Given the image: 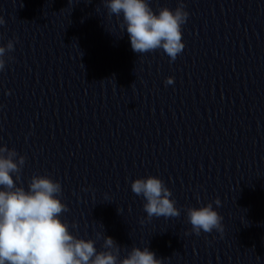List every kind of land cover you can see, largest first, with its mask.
I'll return each mask as SVG.
<instances>
[{
    "label": "clouds",
    "instance_id": "1",
    "mask_svg": "<svg viewBox=\"0 0 264 264\" xmlns=\"http://www.w3.org/2000/svg\"><path fill=\"white\" fill-rule=\"evenodd\" d=\"M102 2L108 16L117 18L121 31L126 29L133 52L145 54L162 50L170 63L183 52L182 26L189 17L184 0H178L175 9L161 7L156 11L149 0ZM5 24L4 17L0 16V26ZM14 43L10 39L6 45L0 46V72L5 69V56L14 51ZM12 59L9 55L8 60ZM173 83L174 77L166 78L165 85ZM25 162L26 157L15 149L0 146V264H164V260L157 258L148 247L133 246L121 258L122 247L104 232L96 233L97 239H103L99 251L96 240L72 234L69 224L61 219L69 209L60 199V182L49 175H33L25 189L19 183ZM131 191L146 201L143 210L147 220L180 216L171 190L160 178H137L131 183ZM214 203L221 206L219 198ZM186 216L191 225L186 235L194 233L199 236L201 232L211 233L213 230L220 234L224 232L223 217L213 208V203L188 207Z\"/></svg>",
    "mask_w": 264,
    "mask_h": 264
}]
</instances>
